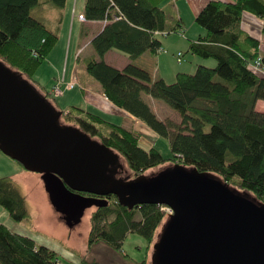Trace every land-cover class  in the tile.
<instances>
[{
  "label": "trees",
  "instance_id": "obj_1",
  "mask_svg": "<svg viewBox=\"0 0 264 264\" xmlns=\"http://www.w3.org/2000/svg\"><path fill=\"white\" fill-rule=\"evenodd\" d=\"M48 1L58 7L65 4V0ZM163 2L85 0L82 15L86 20L106 21L90 41L96 57L86 63V72L98 82L107 99L167 139L171 151L168 158L154 145L140 146V133L78 106L71 107L74 113L71 109L63 111L50 92L41 91L42 86L33 80V75L58 37L30 15L38 0H0V59L62 112L61 124L80 128L120 155L130 174L125 179L166 162L178 163L213 173L231 188L245 191L264 203V113L254 109L258 100H264V50L260 38L241 24L245 12L256 16L261 20L260 35L264 36V0L208 1L195 16L204 34L189 41L188 51L202 58H213L216 64L197 65L192 74L178 72L172 83L161 77L153 78L133 62L143 53L156 55L161 50L156 35L183 29L180 18H175L173 27L166 29ZM113 49L129 59L122 69L103 59ZM259 56L261 71L251 66ZM142 93L174 109L179 122L160 120L142 100ZM81 195L94 197L88 193ZM105 197L108 204L94 206L90 215L89 245L101 241L121 252L126 235L136 232L146 240L149 249L158 238L159 226L166 220L160 206L142 204L129 209L120 205L114 195ZM0 205L13 221L31 223L25 197L9 176L0 177ZM137 213L139 219L135 218ZM123 256L129 264H148L146 258L134 261L126 254ZM57 259L52 248L0 222V264H54ZM81 262L100 264L95 260Z\"/></svg>",
  "mask_w": 264,
  "mask_h": 264
},
{
  "label": "water",
  "instance_id": "obj_2",
  "mask_svg": "<svg viewBox=\"0 0 264 264\" xmlns=\"http://www.w3.org/2000/svg\"><path fill=\"white\" fill-rule=\"evenodd\" d=\"M61 114L0 60V151L41 175L50 204L69 226L87 207L106 206L108 195L129 209L167 205L173 213L152 244L151 264H264V203L178 163L152 177L116 176L118 154L61 124Z\"/></svg>",
  "mask_w": 264,
  "mask_h": 264
},
{
  "label": "rangeland",
  "instance_id": "obj_3",
  "mask_svg": "<svg viewBox=\"0 0 264 264\" xmlns=\"http://www.w3.org/2000/svg\"><path fill=\"white\" fill-rule=\"evenodd\" d=\"M82 3L83 0H77L75 6L74 0H66L63 7H58L48 0H38V4L30 9V15L42 21L49 29L53 30L58 37V40L49 55L42 61L37 72L33 75V80L44 85L46 88H49L55 80L57 81L55 84L59 83L63 88L66 84L63 76L66 73L65 78L66 80L68 79L72 66L75 63V56L73 55L75 44L80 39L81 45H83L86 38L89 37L95 29L96 24L92 25L87 20L81 22L78 21V14L81 11ZM175 4L177 8L170 5H166L165 7L167 14V30L173 27L175 18H179L178 12H180L183 20L187 23V27L190 20H193L187 8L189 5L188 0H176ZM174 13L175 17L173 15ZM241 24L245 30H249L254 36L260 38L261 49L264 50V36L262 34L260 35L259 32L261 20L256 16L249 15L245 12ZM191 25L193 26L188 27V32L186 28H184L183 30L181 29L176 32L169 31V33L166 34H158V38L162 42L164 39L169 43L173 42L172 39L174 38H179L181 40L179 43L180 47L175 48V50H170L164 45L161 46L162 48L158 53L161 54L160 69L164 70L165 75L172 74L174 67L179 72L192 74L197 65H203L206 67L215 66L216 62L213 58H202L193 55L187 50L189 41L195 40L198 37L199 32L196 29L200 30L201 34H204V30L197 25L195 21H193ZM72 26V36L70 37ZM69 40L71 48L68 52ZM86 46H88V43L84 45V52L80 55V59L77 62L76 78L78 84L75 86L73 92L69 93V91L64 90V95L53 96L58 106L63 111L71 109L73 110L72 113H74V109L71 108L72 106H83L82 100L75 98V95H80L82 98L81 86L84 87V84H82L83 82L90 81L94 84H98L86 72L85 65L91 57L88 54L90 52L95 54L91 45L88 47ZM113 51L125 56L122 52L116 49H113ZM176 51H180L183 54L180 63L177 61ZM153 58H155V55H153ZM165 59L166 62L163 63V60ZM111 63L112 65H119L114 62ZM137 63L145 67H154L141 60L137 61ZM156 102L159 103L154 104H160L162 106L161 110L158 111L160 113L158 114L159 117L162 116V118L165 117L164 120L169 119L176 123L179 122V115L174 109L160 99H156ZM153 106L156 107L155 105ZM254 109L264 113V100H258ZM115 123H119V121ZM145 126L148 128V131L141 132V139L139 141L140 146L148 148L149 146L154 145L164 158L170 157L171 151L167 139L158 136L147 125ZM117 156L118 162L124 170L120 176L125 177L126 175H130L127 172L128 168L122 157L120 155ZM170 165V162L163 163L158 167L147 170L145 175L147 177L155 176L167 169ZM4 176H9L21 194L25 197L26 208L31 215V223H28V221L25 220L19 222L13 221L1 205L0 212H3V214L0 213V220H5L9 217L13 229L19 231L18 233L32 236L38 243L53 248L58 257L54 264H84L81 262L82 259L88 261L95 260L100 264H129L127 257L123 256V254H126L134 261H141L146 258L148 264H151L152 245H150V248L148 249L146 240L136 232H130L126 235L121 245V252L114 251L106 243L101 241L89 245V220L94 207H87L81 220L78 223L69 226L63 219V215L57 212L50 204L41 175L23 169L17 161L0 151V177ZM236 191L243 192L239 189ZM135 218L139 219V213L135 215ZM164 222H162V224ZM162 224L157 230L158 234L162 230Z\"/></svg>",
  "mask_w": 264,
  "mask_h": 264
},
{
  "label": "crops",
  "instance_id": "obj_4",
  "mask_svg": "<svg viewBox=\"0 0 264 264\" xmlns=\"http://www.w3.org/2000/svg\"><path fill=\"white\" fill-rule=\"evenodd\" d=\"M74 1H75V6H76L77 0H74ZM175 1L176 0H164V2L162 3V8L165 9L166 5H170V6L174 7V8H177L176 7L177 3L175 4ZM208 1H210V0H188L189 5H188L187 8H188V10H189V12H190V14H191V16L193 18V20L192 19L190 20V23H189L188 27H192L193 26V25H191V23L193 21H195L196 14L199 12V10ZM65 2H66V0H65ZM84 4H85V0H83L81 11L79 12V14L83 13ZM178 14H179V18L181 19V22L183 24V29L186 28V30L188 32L187 23L183 20V17H182V15H180V12H178ZM248 14L250 15V13H248ZM85 20L78 19V21H80V22L81 21H85ZM87 21L90 24H92V25L96 24V26H95V29L92 31L91 35L86 38V41H85V43L83 45H81L80 39L75 44V50H74V53H73V55L75 56V63L72 66V69H71V71L69 73L68 79L66 80V78H65L66 73L63 76L64 80L66 81V82L64 81L65 83L70 82V81L74 82V86L72 88L64 89L66 91H69V93L73 92L75 86L78 84V80L76 78V66H77L78 60L80 59V55L84 52V49H85V48H83L84 45L86 43H88V46L91 45L90 41L93 39V37L95 35H97L102 30L103 26L106 23V21H104V20H87ZM72 30H73V26L71 28L70 37L72 36ZM196 30L199 32L198 36L202 35L200 33V30H198V29H196ZM156 37L158 38V35H156ZM166 39H168V38H166ZM172 40H173V42H170V43L167 42V40H165V39H164L163 42L160 40L161 46L162 45H164L165 47L167 46V48H169L170 50H175V48L180 47L179 43H180L181 40L179 38H174ZM183 44H184V42H183ZM88 46H86V47H88ZM70 48H71V46H70V40H69L68 52H69ZM187 50H188V45H187ZM178 52H180V51H176V56H177ZM158 53L155 55V58H153V55L148 53V52L143 53L139 57L135 58L133 60V62L136 65H138V66H140L142 68H145L152 75L153 78L161 77L167 83L173 82L174 79H175L176 73H178L179 71H177L176 68L174 67V71H172L173 72L172 74L165 75L164 74V70L160 69L161 54H158ZM88 55H90L92 58L96 57V54H93V52H90ZM182 55L183 54L181 53V56ZM91 57H90V59H92ZM103 59H104V61L107 64H109V65H111V66H113V67H115L117 69H122L129 62V59H128V57H126V55L123 56L121 54H118L117 52H114L113 50H109L108 52H106L104 57H103ZM139 60L144 61L147 64H151V66H154V67L150 68V67L142 66L141 64L137 63V61H139ZM181 61H182V59H181ZM111 62H114V63L119 64V65L118 66L112 65ZM164 62H166V59L163 60V63ZM180 62H178V63H180ZM167 67H169V66H167ZM85 68H86V65H85ZM56 82L57 81L55 80L50 85L49 88H46L44 85H41L39 83V85L42 86V90L41 91H46L47 90V92H50L51 88L53 87V85ZM82 84H84V87L81 86L82 98L80 97V95H75V98H78L79 100L81 99L82 102H83V104H82L83 106L81 108H83L86 111H90L92 113H95V114L103 117L105 120H107L109 122L115 123V122L119 121V123H115V124H121V125L129 128V129H132V130H134V131H136V132H138L140 134H141L142 131H148L147 130L148 128L145 126L144 122H142L140 119L134 117L133 115L129 114L124 109H121V108L117 107L114 103H112L109 99H107L104 96V94L101 92L99 84H94V83H92L90 81L89 82L85 81ZM62 95H64V94H62ZM141 98L150 107V109L154 112V114L160 120H164L165 117L162 118V116L159 117V115H158V114H160L158 111L161 110L162 106L160 104H157V105L154 104V103H159V102H156L155 98H153V97H151V96H149L147 94H144V93L141 94ZM153 105H155L156 107H154ZM0 213L3 214V212H0ZM0 221L3 224H5L8 228H10L12 231L17 232V233L19 232V231H16L15 229H13V225H12V222H11L9 217L6 218L5 220H0Z\"/></svg>",
  "mask_w": 264,
  "mask_h": 264
},
{
  "label": "built area",
  "instance_id": "obj_5",
  "mask_svg": "<svg viewBox=\"0 0 264 264\" xmlns=\"http://www.w3.org/2000/svg\"><path fill=\"white\" fill-rule=\"evenodd\" d=\"M78 18L81 20H85L84 16L82 14H78ZM33 55H35V52H32ZM177 61L180 62L181 61V53L178 52L177 53ZM251 66L256 69V70H260V56L257 57L252 63ZM74 86V82L70 81L68 83H66L63 88L61 86V84L59 85V83L54 84L53 87L51 88L50 94L52 96H61L63 94L64 89H70ZM160 210L163 211L166 215L172 214L173 211L172 209L167 206V205H160Z\"/></svg>",
  "mask_w": 264,
  "mask_h": 264
},
{
  "label": "flooded vegetation",
  "instance_id": "obj_6",
  "mask_svg": "<svg viewBox=\"0 0 264 264\" xmlns=\"http://www.w3.org/2000/svg\"><path fill=\"white\" fill-rule=\"evenodd\" d=\"M119 162L117 163L116 162V164H115V166H114V168H113V170H114V173H116L115 175L116 176H120L121 175V173H122V171L120 170V168H119ZM122 177V176H121ZM94 197H99V196H95V195H93Z\"/></svg>",
  "mask_w": 264,
  "mask_h": 264
}]
</instances>
